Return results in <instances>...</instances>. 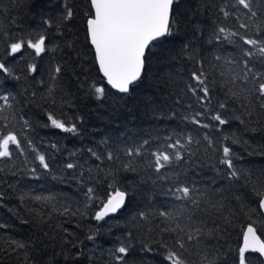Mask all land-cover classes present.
<instances>
[{
  "label": "trees",
  "instance_id": "16d2710c",
  "mask_svg": "<svg viewBox=\"0 0 264 264\" xmlns=\"http://www.w3.org/2000/svg\"><path fill=\"white\" fill-rule=\"evenodd\" d=\"M68 7L74 16L62 21ZM252 9L256 17L246 14L236 0H179L173 5V35L151 48L145 74L129 93L120 94L105 84L87 42L88 0H0V59L12 70V75L0 73V94L8 95L11 104L2 114L6 119H0V132H17L24 147L20 154L11 146L12 158L0 159V264H111L110 253L122 242L131 246L127 264H168L165 246L175 247L177 233L164 229L183 227L189 215L187 202L169 193L178 183L195 186L206 200L223 204L217 212L202 201L195 215L198 223L216 230V238L208 243L216 264H234L228 252L240 245L246 226L255 222L264 231L257 194L264 191V108L239 81L226 85L227 77L221 76L230 68L241 71V64L225 62L244 59L246 46L238 36L230 40L223 39L224 34H219L220 40L215 36L220 27L251 38L258 27L264 32V0H252ZM241 23L248 28H240ZM39 34L47 37L50 48L58 45V51L41 57H34L31 49L23 58L6 55L12 42ZM216 56L222 59L217 61ZM197 61H203L212 89L206 106L186 87L191 73L201 69ZM32 62L38 65L35 74L27 69ZM57 64L62 72L53 81L51 69ZM250 65L264 71V57L255 55ZM93 85L105 89L101 98ZM228 87L238 99L226 98ZM221 102L227 104L226 125L209 119L222 111ZM206 109L211 112L196 118L211 123L210 128L192 122ZM49 114L74 123L77 131L51 127ZM188 136L193 143L186 145L187 151L178 149L184 159L156 172L152 153L165 149L171 153L167 145L177 139L185 143ZM225 145L234 154L239 180L225 178L227 166L220 164ZM130 148L140 149V155L127 156ZM38 154L45 155L48 169L40 165ZM68 163L76 167L69 169ZM89 188L94 190L91 201L86 195ZM116 189L127 193L122 209L95 220ZM36 196L47 199L38 201ZM165 210L172 218L159 215ZM17 242L24 247L18 248ZM203 248L201 243L184 252L187 264H206Z\"/></svg>",
  "mask_w": 264,
  "mask_h": 264
},
{
  "label": "snow or ice",
  "instance_id": "6c2138e0",
  "mask_svg": "<svg viewBox=\"0 0 264 264\" xmlns=\"http://www.w3.org/2000/svg\"><path fill=\"white\" fill-rule=\"evenodd\" d=\"M88 2L89 11L86 13V37L88 44L94 52L95 63L111 88L120 93H129L131 87L145 74L146 61L151 48L155 47L162 39L173 35L175 22L173 5L179 3V0H88ZM236 4L246 9V14H250V17L257 16V12L252 9V0H236ZM220 11L225 17L229 16V12L223 8ZM73 16L74 12L72 8L68 7L61 20L70 21ZM45 24L50 26L51 21H45ZM239 27L247 29L248 24L241 23ZM219 34H224L223 39L225 40L238 36L243 45L246 46L243 49L244 59L237 61L235 58H232L225 62L228 66L242 65L240 72H236L232 68L227 73L221 72L222 77H227L225 84L236 85L239 81L243 85V88L247 89V94L254 96L259 102V106L264 108V71L254 69L250 65V61L255 55L259 54L261 57H264V32L258 27L255 38H251L220 27L215 36L217 40L221 39ZM46 41L47 37L44 34H39L34 38H21L8 46L6 55L16 57L19 54L23 58L24 51L31 49L34 57H41L42 54L49 51L54 53L58 51V45L50 48ZM66 46L72 47L71 44ZM185 47L187 48V45ZM215 59L219 61L222 58L216 56ZM197 63L200 64L201 69L191 73V82L186 87L188 92L196 97L201 105L206 106L211 103L212 89L209 86L208 76L203 71V61H197ZM27 69L29 73L35 74L38 72V65L35 62L29 63ZM61 72L62 65L57 64L51 69L50 79L55 81ZM0 73L12 75V70L4 62V59H0ZM15 78L19 79V77ZM249 84L252 87L249 88ZM93 87L97 98H101L104 95L105 89L94 85ZM51 92L52 89H49V94ZM225 95L226 98L229 96L233 99L239 98L238 93L232 87L227 88ZM9 99L8 95L0 94V101L3 102L0 105V119H6L2 114L6 107L11 108ZM12 99L15 98L12 97ZM218 107L222 111H216L214 114H211L209 119L210 121L217 122L218 125H226L229 123L225 115L227 104L221 102ZM208 112H211V110L206 109V111L197 112L196 116L192 117V122L203 128L212 127L211 123H202L200 119L196 118L205 116ZM48 120L51 127L55 129L72 133L77 131L74 123L69 124L64 120L54 117L52 114L48 115ZM24 126L29 127L28 121H24ZM204 138L208 140L209 144L212 143L207 135ZM224 139H228V137H224ZM27 143L31 146L32 142L27 141ZM144 143L146 144L147 141ZM192 143L193 137L188 136L185 143H182L180 139L175 140L174 143H169L167 148L173 149L171 153L166 149L152 153L156 172L159 173L162 169L171 165L173 160H183L184 156H182L178 149H185L187 151L186 145H191ZM11 146H14L15 150H18L20 154L24 153L23 142L17 132H0V159L12 158L13 149ZM222 152L223 158L220 160V164L226 165L228 170L225 178L230 181L239 180L241 172L233 164L234 154L231 148L225 145ZM125 154L129 157L140 155V149L130 148ZM112 158V155L109 154L108 159ZM36 159L44 169L49 168L44 154H38ZM66 167L71 169L76 167V165L68 163ZM125 167L128 166L126 165ZM32 171L35 172V169ZM93 192L92 188L88 189L86 195L89 201L93 198ZM169 193L176 200L187 202L185 209H187L189 215L187 217L188 222L183 227L177 224L175 228L164 229L165 231L171 230L177 233L175 247L169 249L165 246L166 256L164 259L168 264H187L183 258V253L187 252L190 247L203 243L202 260L206 264H216L215 258L210 255L208 247L209 241L216 238V230H209L204 223H198L195 213L200 210L202 201L210 204L211 208L217 212L222 210L223 204L220 201L212 203L206 200L205 194L201 190L185 183H178L169 189ZM257 194L261 197L259 208L261 211H264V191ZM126 196L127 193L125 191L116 189L114 193L109 195L101 209L95 213L94 219L101 221L109 214L116 213L124 206ZM34 199L39 201L47 198L36 196ZM188 205H191V207L189 208ZM68 211L69 209L65 208V212ZM140 215L144 217V213ZM159 215L165 219L172 218V214L166 210L161 211ZM225 221L230 222L228 217H225ZM262 236H264V231H259L255 222L249 223L242 232V243L234 252L232 249H229L228 255L233 256L234 264H264V239H262ZM88 239L92 240L94 237L89 236ZM16 246L18 248L24 247L23 244L18 242ZM73 247H76V245L73 244ZM130 247L129 244L122 242L118 247L113 249L110 253L111 264H127L126 258L130 252ZM145 250L148 252L152 251L151 248H146ZM252 254L258 255L252 256Z\"/></svg>",
  "mask_w": 264,
  "mask_h": 264
},
{
  "label": "water",
  "instance_id": "95a60500",
  "mask_svg": "<svg viewBox=\"0 0 264 264\" xmlns=\"http://www.w3.org/2000/svg\"><path fill=\"white\" fill-rule=\"evenodd\" d=\"M85 27H86V23H85ZM92 51H93V50H92ZM93 55H94V52H93ZM96 66H97V68H98V65H97V64H96ZM98 71H99V68H98ZM99 73H100L101 77L103 78L105 84L108 85V84H107V81L104 79L102 73H101L100 71H99ZM108 86L111 88L110 85H108ZM111 89L114 90V91H116V92H118L117 90H115V89H113V88H111ZM118 93H120V92H118ZM120 94H124V93H120ZM260 198H261V197H260ZM107 199H108V198H107ZM107 199L104 201V203H106ZM259 201H260V200H259ZM102 205H103V204H102ZM258 205H259V204H258ZM101 207H102V206H101ZM122 207H123V206H122ZM100 209H101V208H100ZM100 209H99V210H100ZM121 209H122V208H121ZM121 209H119L118 211H120ZM259 209H260V208H259ZM99 210H98V211H99ZM118 211H117V212H118ZM260 211H261V210H260ZM117 212H116V213H117ZM116 213L109 214V215L106 216L105 218H107V217H111V216H114ZM261 214H262V216H263V218H264V211H261ZM263 239H264V236H263ZM241 243H242V238H241ZM241 243H240V244H241ZM257 255H258V254H257Z\"/></svg>",
  "mask_w": 264,
  "mask_h": 264
}]
</instances>
